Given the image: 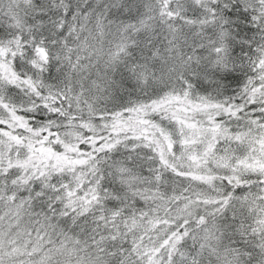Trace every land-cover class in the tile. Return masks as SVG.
I'll use <instances>...</instances> for the list:
<instances>
[{
  "label": "snow or ice",
  "instance_id": "1",
  "mask_svg": "<svg viewBox=\"0 0 264 264\" xmlns=\"http://www.w3.org/2000/svg\"><path fill=\"white\" fill-rule=\"evenodd\" d=\"M0 264H264V0H0Z\"/></svg>",
  "mask_w": 264,
  "mask_h": 264
}]
</instances>
